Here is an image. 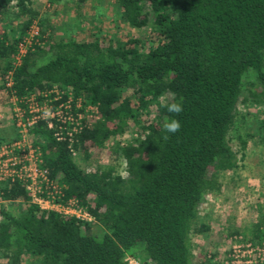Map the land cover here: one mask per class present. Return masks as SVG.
<instances>
[{
  "label": "trees",
  "instance_id": "obj_1",
  "mask_svg": "<svg viewBox=\"0 0 264 264\" xmlns=\"http://www.w3.org/2000/svg\"><path fill=\"white\" fill-rule=\"evenodd\" d=\"M59 1L47 0L52 8ZM113 4L125 25L147 30L143 38L56 39L34 0H0V92L16 99L24 118L31 96L41 105L53 90L61 93L53 106L70 97L72 107L80 100L96 109L71 144L56 140L45 121L28 129L40 169L60 188L54 202L72 200L93 221L39 208L21 182L3 185L0 258L7 264H213L202 248L194 256L192 240L210 233L200 217L207 196L220 194L222 174L238 170L230 134L251 107L263 117L252 136L264 134V0ZM32 29L37 35L17 61ZM165 100L183 111L168 113ZM165 117L178 119L181 130L167 133ZM14 124L10 137L0 129V145L19 138ZM131 127L132 142L107 145ZM105 149L110 164L86 171L75 161ZM118 160L125 176L115 172ZM225 238L262 248L261 208L250 226L229 224Z\"/></svg>",
  "mask_w": 264,
  "mask_h": 264
},
{
  "label": "rangeland",
  "instance_id": "obj_2",
  "mask_svg": "<svg viewBox=\"0 0 264 264\" xmlns=\"http://www.w3.org/2000/svg\"><path fill=\"white\" fill-rule=\"evenodd\" d=\"M113 1L60 0L52 8L49 7L47 0H34V8L40 14L47 13L56 39L72 38L76 41H88L94 38L92 35H99L104 39L114 38L125 42L129 37L143 38L147 30H136L125 25L120 20ZM11 99L4 92H0V129L6 130L8 137L13 133L11 124L16 112ZM238 110L241 113L245 111L241 106ZM87 112L92 115L91 111ZM259 112V108L251 107L244 121H240L236 129L231 132L229 144L237 155L238 170L234 174L221 175L220 194L207 196L201 210V220L206 221L210 233L193 237L192 242L196 249L194 256L198 258V249L202 248V256L214 254L213 264H223L227 260L230 247L233 244H240L235 239L225 238L229 224L242 229L256 221L260 208L264 214V134L260 137L252 136L257 120L263 119ZM134 138L131 127L119 138L110 139L107 145L110 146L114 142H132ZM106 151L107 149L100 154L91 151L90 159L76 155L75 161L86 171L96 165L104 166L111 162ZM113 164L115 172L125 176L123 161L118 160ZM26 263L29 262H21V264ZM0 264L7 263L0 258Z\"/></svg>",
  "mask_w": 264,
  "mask_h": 264
},
{
  "label": "built area",
  "instance_id": "obj_3",
  "mask_svg": "<svg viewBox=\"0 0 264 264\" xmlns=\"http://www.w3.org/2000/svg\"><path fill=\"white\" fill-rule=\"evenodd\" d=\"M32 32V35H31ZM37 35L35 29L30 31V36L24 44L19 45L18 61L31 43V39ZM10 83L7 84L9 86ZM53 97L39 105L35 96H31L28 101V115L24 118V111L17 106L16 99L11 96V100L16 109L13 117L15 128L19 138L11 143L0 145V190L3 185L14 182H21L25 185V190L30 196V202L43 210H53L65 216H74L80 220L92 222L93 219L83 209L69 200L65 205L56 204L54 201L61 195L60 188L49 182L45 172L40 169L39 153L29 141L28 129L37 120L46 122L49 129L54 130L56 140L72 143L73 136L77 134L83 124H86L96 115V109L89 104L77 100L72 107L70 97L66 101L53 106L52 102L60 99L61 93L53 90L43 97ZM91 111L92 115L87 114ZM2 199L0 198V204ZM125 264H138L131 258H126ZM223 264H264V246L262 248L253 247L247 244H233L230 247L227 260Z\"/></svg>",
  "mask_w": 264,
  "mask_h": 264
},
{
  "label": "clouds",
  "instance_id": "obj_4",
  "mask_svg": "<svg viewBox=\"0 0 264 264\" xmlns=\"http://www.w3.org/2000/svg\"><path fill=\"white\" fill-rule=\"evenodd\" d=\"M168 113H172L175 116H178L183 111V105L179 102H168V100L164 101L163 105ZM181 122L178 119L168 117L164 118L163 121V129L170 134H176L181 130ZM167 139V137H165Z\"/></svg>",
  "mask_w": 264,
  "mask_h": 264
}]
</instances>
